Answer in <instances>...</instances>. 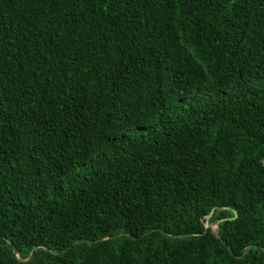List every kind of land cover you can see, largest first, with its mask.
<instances>
[{
	"label": "trees",
	"instance_id": "trees-1",
	"mask_svg": "<svg viewBox=\"0 0 264 264\" xmlns=\"http://www.w3.org/2000/svg\"><path fill=\"white\" fill-rule=\"evenodd\" d=\"M0 264H264V0H0Z\"/></svg>",
	"mask_w": 264,
	"mask_h": 264
},
{
	"label": "water",
	"instance_id": "water-1",
	"mask_svg": "<svg viewBox=\"0 0 264 264\" xmlns=\"http://www.w3.org/2000/svg\"><path fill=\"white\" fill-rule=\"evenodd\" d=\"M211 215V214H210ZM209 215V216H210ZM222 221V219H218V220H216V221H214V222H212V223H208V224H206V229H208V228H211L212 229V231L217 235V236H220V231H221V227L219 226V223ZM212 225H217V230H215V227H213ZM187 236V235H186ZM104 238H99V239H97V240H103ZM81 241H93V240H91V239H77V240H75L74 241V244H76V243H79V242H81ZM8 242L10 243V244H12V241L10 240V239H8ZM13 245V244H12ZM251 246L249 245V246H247L246 247V249H245V252L244 253H246L247 251H248V249L250 248ZM37 247H35L32 251H31V253H30V255L28 256V258H26V259H24L23 261H27V260H29L32 256H33V253H34V251H35V249H36ZM13 249H14V252H18L17 251V248L13 245ZM46 249H47V247H46ZM67 249H65V250H63L62 252H65ZM18 256V255H17ZM19 257V256H18Z\"/></svg>",
	"mask_w": 264,
	"mask_h": 264
},
{
	"label": "bare ground",
	"instance_id": "bare-ground-1",
	"mask_svg": "<svg viewBox=\"0 0 264 264\" xmlns=\"http://www.w3.org/2000/svg\"><path fill=\"white\" fill-rule=\"evenodd\" d=\"M213 227H216V225H212Z\"/></svg>",
	"mask_w": 264,
	"mask_h": 264
}]
</instances>
